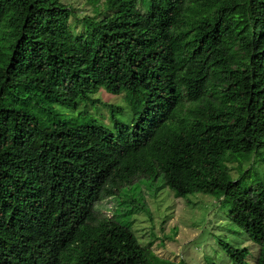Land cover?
Listing matches in <instances>:
<instances>
[{"label":"trees","instance_id":"obj_1","mask_svg":"<svg viewBox=\"0 0 264 264\" xmlns=\"http://www.w3.org/2000/svg\"><path fill=\"white\" fill-rule=\"evenodd\" d=\"M86 2L105 16L77 32L64 0H0V264L167 261L118 220L148 213L143 187L224 198L258 247L228 258L264 264V185L227 166L264 154V0ZM99 89L129 93L131 123L61 119Z\"/></svg>","mask_w":264,"mask_h":264},{"label":"rangeland","instance_id":"obj_2","mask_svg":"<svg viewBox=\"0 0 264 264\" xmlns=\"http://www.w3.org/2000/svg\"><path fill=\"white\" fill-rule=\"evenodd\" d=\"M64 3L73 9L74 15L69 22L77 32L83 30L84 18L98 20L105 16L103 13L95 14L86 0H64ZM127 98L130 100L128 92L110 94L99 89L88 95L86 100H78L76 107L55 105V109L62 120L74 125L92 123L113 132L115 122L129 124L133 119ZM227 166L234 181L246 173L240 182L242 187L264 185L263 153L235 155ZM142 197L148 213L142 209L134 210L130 216L118 217V220L131 221V229L139 243H151L154 253L161 260H167L160 264H178L181 261L184 264H234L221 246L222 243L245 248L249 252L248 258L258 248L229 220L230 205L224 198L203 194L175 198L168 188L155 191L145 187L142 188ZM119 205L115 199H106L97 206L96 211L106 218L115 214L120 216L122 212L126 214L125 207Z\"/></svg>","mask_w":264,"mask_h":264}]
</instances>
